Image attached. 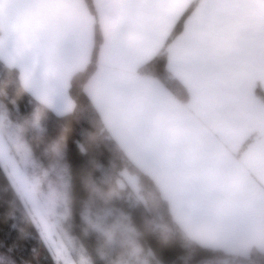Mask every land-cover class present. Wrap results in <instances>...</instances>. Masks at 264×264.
I'll use <instances>...</instances> for the list:
<instances>
[{
  "label": "crops",
  "instance_id": "1",
  "mask_svg": "<svg viewBox=\"0 0 264 264\" xmlns=\"http://www.w3.org/2000/svg\"><path fill=\"white\" fill-rule=\"evenodd\" d=\"M119 0L142 38L105 24L114 0H70L75 16L20 51L0 18V61L28 76L26 91L57 116L71 114L73 75L129 161L149 175L180 231L228 255L264 256V0ZM186 89L182 101L140 69L159 52ZM209 226H211L209 228Z\"/></svg>",
  "mask_w": 264,
  "mask_h": 264
},
{
  "label": "trees",
  "instance_id": "2",
  "mask_svg": "<svg viewBox=\"0 0 264 264\" xmlns=\"http://www.w3.org/2000/svg\"><path fill=\"white\" fill-rule=\"evenodd\" d=\"M193 4L183 12L170 38L181 31L183 20ZM140 71L157 77L179 99L186 101V90L166 69L164 51L143 65ZM83 77L78 73L71 78L70 94L77 104L74 114L57 116L35 102L26 91L18 90L17 71L0 62V81L11 82L7 90L0 93V102L11 118L25 126L24 138L41 169L49 170L53 175L50 166L60 163L64 167L62 173L68 182L69 213L63 225L76 245L90 258V264L121 261L123 252L116 248L120 239L112 235L111 241L108 240L100 228L93 225L98 216H108L106 212L111 209L113 212L114 208L126 215L136 233L135 241L141 253L150 254V264H203L215 257L232 258L196 243L179 230L158 186L129 161L104 128L91 101L82 92ZM38 112L41 113L40 129H35L31 127L30 119ZM122 170L137 177L138 193L147 200L145 207L130 187H117L116 180L121 179ZM113 205L114 208L109 209ZM149 206L159 213L158 218H162L167 233L154 229L147 221L149 212L146 208ZM41 263L50 264V260L0 174V264Z\"/></svg>",
  "mask_w": 264,
  "mask_h": 264
},
{
  "label": "rangeland",
  "instance_id": "3",
  "mask_svg": "<svg viewBox=\"0 0 264 264\" xmlns=\"http://www.w3.org/2000/svg\"><path fill=\"white\" fill-rule=\"evenodd\" d=\"M192 3H194V7L196 1L194 0ZM1 63L5 67L10 68L3 62ZM146 75L149 74L146 73ZM86 76L87 73L83 77V82ZM83 82L81 84V89ZM186 93L187 101L189 95L187 91ZM256 93L259 98L264 100L263 93L259 86L256 87ZM32 99L38 104H41L34 98ZM41 105L44 106L43 104ZM76 105L75 101L74 109ZM73 114L74 110L71 114L66 115ZM33 116L34 117L30 119L31 127L40 129V120L37 122L35 115ZM24 131L25 126L17 123L15 118H11L4 104L0 102V174L22 214L38 237L50 260V264H90V258L76 245L63 225L69 213L66 199L68 182L67 177L62 173L64 167L60 163L50 166V168L52 167L51 170L54 173L53 175H50L49 170L41 169L39 163H37L33 157L26 138H24ZM56 151L58 152L57 149ZM56 167L57 170H55ZM147 176L152 179L149 175ZM120 177V180H116L117 187L119 189H123L127 186L130 187L133 193L136 194L138 199L142 200L144 204H142L141 201L139 202L143 206L146 205L147 200L138 193L137 177L130 174L127 170H122L120 172ZM111 208H114V205L109 209ZM146 210L149 212L146 215L147 221L153 224L154 229L167 233L165 223L161 221L162 218H158L159 213L154 212L152 206H149ZM168 210L170 212L169 206ZM111 211L112 209L106 212V214H109L108 216L102 218L98 216L96 223L93 225L97 228L99 227L101 232L107 236L108 240L111 241L112 235L120 239L116 248L123 252V255L120 256L121 261L116 264H150V254H148V252L141 253V249L135 241L136 233L126 220V215L118 208H114L113 212ZM203 264H264V256L256 253L252 254L249 258L236 256H232L230 259L226 256L215 257Z\"/></svg>",
  "mask_w": 264,
  "mask_h": 264
},
{
  "label": "clouds",
  "instance_id": "4",
  "mask_svg": "<svg viewBox=\"0 0 264 264\" xmlns=\"http://www.w3.org/2000/svg\"><path fill=\"white\" fill-rule=\"evenodd\" d=\"M116 13L106 18L105 24L114 33L118 34L121 25L129 23L134 31L127 35L130 44L137 43L141 38L139 31L140 19L119 0H114ZM7 16L8 29L18 50H27L31 46L32 38L45 33L59 32L66 23L75 16V6L70 0H0V18ZM6 42L3 29L0 28V45ZM10 81H0V93L10 86ZM32 81L28 76H21L17 85L20 91H31ZM41 113L35 116L40 120ZM211 226H209L210 228Z\"/></svg>",
  "mask_w": 264,
  "mask_h": 264
}]
</instances>
